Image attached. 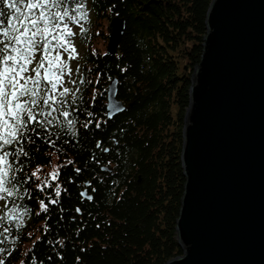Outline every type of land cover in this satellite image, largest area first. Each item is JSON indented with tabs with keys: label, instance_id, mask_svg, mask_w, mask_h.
Here are the masks:
<instances>
[{
	"label": "trees",
	"instance_id": "16d2710c",
	"mask_svg": "<svg viewBox=\"0 0 264 264\" xmlns=\"http://www.w3.org/2000/svg\"><path fill=\"white\" fill-rule=\"evenodd\" d=\"M210 2L64 0L71 12L78 3L92 12L80 32L88 45L79 62L81 75L66 105L76 124L63 131L54 122L40 138L33 137L17 173L27 181L31 169L48 164V152H56L55 159L64 162L63 186L59 196L47 189L52 193L47 197L41 186H19L15 205L27 211L22 220L0 225L3 264H163L181 254L175 220L185 180L182 128ZM0 10L6 22L9 13L3 4ZM113 16L123 18L125 27L119 53L107 54L89 42L100 22ZM113 78L117 98L127 107L106 119V85ZM84 189L90 199L81 195ZM4 203L0 214L7 211ZM8 206L14 205L8 201Z\"/></svg>",
	"mask_w": 264,
	"mask_h": 264
},
{
	"label": "water",
	"instance_id": "95a60500",
	"mask_svg": "<svg viewBox=\"0 0 264 264\" xmlns=\"http://www.w3.org/2000/svg\"><path fill=\"white\" fill-rule=\"evenodd\" d=\"M204 23L182 128L181 254L163 264H264V0H211ZM124 27L108 21L107 54ZM117 93L113 78L106 119L127 107Z\"/></svg>",
	"mask_w": 264,
	"mask_h": 264
},
{
	"label": "snow or ice",
	"instance_id": "6c2138e0",
	"mask_svg": "<svg viewBox=\"0 0 264 264\" xmlns=\"http://www.w3.org/2000/svg\"><path fill=\"white\" fill-rule=\"evenodd\" d=\"M0 4L9 13L6 22L0 19V201L5 202L3 207L7 209L0 214L2 225L22 220L23 212L27 211L15 205L19 186L26 182L17 175L24 168L22 158L29 156L25 145L33 144V137L40 138L41 132L46 133L54 122H61L54 113H59L69 131L76 124L66 107L67 98L75 94L64 86L65 77H70L72 70L63 54L75 58L72 53L76 50L71 43L75 33L69 22L80 24L88 17L82 11L79 17L70 15L64 0H0ZM83 8L78 3L76 11ZM4 15L0 10V17ZM39 171L31 176H37ZM58 174V171L51 174L52 179ZM56 195H60L59 188ZM8 201L14 206L9 208ZM40 205L46 210L43 201ZM3 231L9 229L5 227Z\"/></svg>",
	"mask_w": 264,
	"mask_h": 264
},
{
	"label": "rangeland",
	"instance_id": "374dc122",
	"mask_svg": "<svg viewBox=\"0 0 264 264\" xmlns=\"http://www.w3.org/2000/svg\"><path fill=\"white\" fill-rule=\"evenodd\" d=\"M82 12H86L87 13V17L91 16V10L87 7L84 6ZM70 15H76L77 17H79L80 13H78L75 9L73 12H70ZM70 23V27L73 29V32L75 33V35H73L71 37V43L73 45V47L75 48V52L72 53V55L75 57L74 59H69L68 58V53H64L63 54V59L65 60V62L67 63L68 67L71 68L72 70V74L70 77H65V85L66 87H69L70 89H73V86H75V83H72L71 81H78V72L77 69H79V62L81 60V56L84 53V50H86V47L88 46L85 42L83 43L80 40V32H81V26H85L86 24V19L85 20H81L80 24H73L71 22ZM101 26L99 27V30H97L95 33L93 32L92 34V38L93 40H91L89 42V45H91L92 47L97 48L99 51H103L104 49H106V45H107V41H105L102 36L106 35V31H108L107 28V24L108 21H103L100 22ZM93 26L96 28L99 25L94 23ZM101 31V34L98 35V32ZM109 32V31H108ZM107 32V33H108ZM37 59H39V57H37ZM56 166L55 165H51L50 167H42V168H38L40 171L38 172V174L41 176L42 174L44 175H49L50 173L52 174L54 171H56ZM54 170L53 172L51 171Z\"/></svg>",
	"mask_w": 264,
	"mask_h": 264
},
{
	"label": "flooded vegetation",
	"instance_id": "af4514ba",
	"mask_svg": "<svg viewBox=\"0 0 264 264\" xmlns=\"http://www.w3.org/2000/svg\"><path fill=\"white\" fill-rule=\"evenodd\" d=\"M79 75H81L80 73H78V77H79ZM75 86H76V84H75ZM73 90V89H72ZM68 99V98H67ZM67 107V106H66ZM56 116V115H55ZM61 122L59 123V124H57V125H59V126H61V130H63V131H66V130H68L66 127H64L63 126V119L62 120H60ZM52 127V125L51 126H49L48 128H51ZM75 127V126H74ZM26 145H28V144H26ZM25 145V146H26ZM52 154V156H51V159H50V162L48 163V164H46V165H43V166H36V167H33L32 169H31V171H30V175L33 173V172H35L38 168H42V167H44V168H46V167H50L52 164L53 165H55L57 168H56V171H54V170H52L51 169V171L53 172V173H55V172H57L58 171V175H57V177H56V179L55 180H53L52 179V175H51V173L49 174V175H44V174H42L41 176L37 173V176H31L33 179H32V181H29V179H27V181L25 182L26 183V185L27 186H41L42 188H46L45 189V191L47 192V194H46V197L47 196H51L52 195V193H48V191H47V189H52L53 190V192H55V194H56V189L57 188H59L60 186H63V183L61 182V180H60V167L63 165V163L62 162H60V161H58V160H56L55 159V157L56 156H58V154L56 153V152H52V151H50V152H48V154ZM59 162V164H57ZM52 173V174H53ZM59 191H60V189H59ZM55 200V199H54Z\"/></svg>",
	"mask_w": 264,
	"mask_h": 264
}]
</instances>
